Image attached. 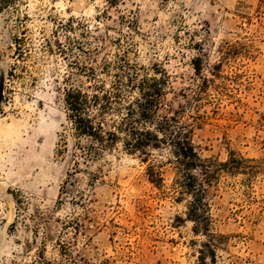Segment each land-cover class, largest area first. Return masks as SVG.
I'll return each instance as SVG.
<instances>
[{
    "label": "rangeland",
    "instance_id": "obj_1",
    "mask_svg": "<svg viewBox=\"0 0 264 264\" xmlns=\"http://www.w3.org/2000/svg\"><path fill=\"white\" fill-rule=\"evenodd\" d=\"M128 65L169 76L160 113L182 109L202 159L248 161L210 190L214 260L175 200L169 148L142 162L75 147L66 92ZM0 80V264H264V0L4 1Z\"/></svg>",
    "mask_w": 264,
    "mask_h": 264
},
{
    "label": "trees",
    "instance_id": "obj_2",
    "mask_svg": "<svg viewBox=\"0 0 264 264\" xmlns=\"http://www.w3.org/2000/svg\"><path fill=\"white\" fill-rule=\"evenodd\" d=\"M193 65L201 76V59ZM127 68L133 69V73L119 69L109 85L93 79L86 88L66 92L64 101L67 119L75 131V147L85 158L95 159L121 144L127 154L142 155V162L149 161L150 150L169 148V163L176 166L172 184L175 200L187 202L186 219L194 224V234L206 237L203 246L214 260L217 236L212 231L210 190L218 186L223 175L235 176L245 171L248 161L233 153L225 162L202 159L193 143L192 124L182 120V109L169 108L167 113H160L169 76L163 72L160 77L142 78L135 67ZM201 80L202 85L210 82L205 77ZM82 139L91 143L85 146ZM158 168L150 164L147 176L153 186L161 189L164 179ZM201 254L204 262L205 252Z\"/></svg>",
    "mask_w": 264,
    "mask_h": 264
},
{
    "label": "water",
    "instance_id": "obj_3",
    "mask_svg": "<svg viewBox=\"0 0 264 264\" xmlns=\"http://www.w3.org/2000/svg\"><path fill=\"white\" fill-rule=\"evenodd\" d=\"M3 1L5 0H0V3ZM2 90H3V80H0V107L2 104ZM5 227L6 225L4 226V229H3V237H2V242L0 243V247L4 244V241H5V233H4Z\"/></svg>",
    "mask_w": 264,
    "mask_h": 264
},
{
    "label": "flooded vegetation",
    "instance_id": "obj_4",
    "mask_svg": "<svg viewBox=\"0 0 264 264\" xmlns=\"http://www.w3.org/2000/svg\"><path fill=\"white\" fill-rule=\"evenodd\" d=\"M5 1H8V0H5ZM4 2V1H3ZM2 3V2H1Z\"/></svg>",
    "mask_w": 264,
    "mask_h": 264
}]
</instances>
